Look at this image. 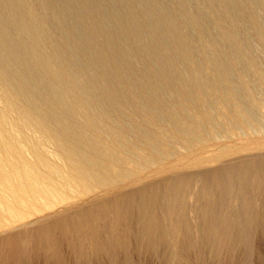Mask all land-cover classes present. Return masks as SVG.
<instances>
[{
    "label": "bare ground",
    "instance_id": "bare-ground-1",
    "mask_svg": "<svg viewBox=\"0 0 264 264\" xmlns=\"http://www.w3.org/2000/svg\"><path fill=\"white\" fill-rule=\"evenodd\" d=\"M0 264H264V0H0Z\"/></svg>",
    "mask_w": 264,
    "mask_h": 264
},
{
    "label": "rangeland",
    "instance_id": "rangeland-1",
    "mask_svg": "<svg viewBox=\"0 0 264 264\" xmlns=\"http://www.w3.org/2000/svg\"><path fill=\"white\" fill-rule=\"evenodd\" d=\"M54 204H55V203H54ZM54 204H53V205H54ZM56 204H58V203H56ZM60 206H62L61 203L58 204L57 206H55L54 209H57V208L60 207ZM48 212H49V211H48Z\"/></svg>",
    "mask_w": 264,
    "mask_h": 264
}]
</instances>
